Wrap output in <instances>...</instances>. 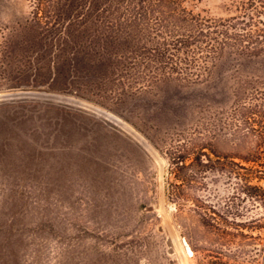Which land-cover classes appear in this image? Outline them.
<instances>
[{
	"label": "rangeland",
	"instance_id": "1",
	"mask_svg": "<svg viewBox=\"0 0 264 264\" xmlns=\"http://www.w3.org/2000/svg\"><path fill=\"white\" fill-rule=\"evenodd\" d=\"M69 1L48 9H92ZM240 1L186 5L232 17ZM34 8L0 0V264H264L261 190L228 172L258 139L230 117L239 84L264 88V52L131 90L81 56L23 55Z\"/></svg>",
	"mask_w": 264,
	"mask_h": 264
},
{
	"label": "trees",
	"instance_id": "2",
	"mask_svg": "<svg viewBox=\"0 0 264 264\" xmlns=\"http://www.w3.org/2000/svg\"><path fill=\"white\" fill-rule=\"evenodd\" d=\"M32 1L35 8L19 29L23 55L71 63L81 56L82 72L122 86L126 80L131 90L162 80L202 82L218 67L237 68L239 57L264 52V0L240 1L232 17L194 12L187 0H70V8L92 9L67 12L48 9L52 0ZM232 111L230 118L258 139L239 162L231 160L228 172L243 190H261L264 201V189L250 185L252 177L264 174V88L239 84Z\"/></svg>",
	"mask_w": 264,
	"mask_h": 264
}]
</instances>
